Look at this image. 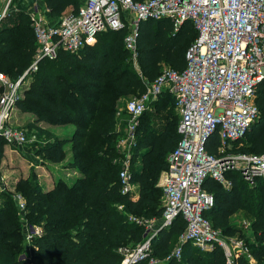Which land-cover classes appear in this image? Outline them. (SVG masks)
Listing matches in <instances>:
<instances>
[{
	"label": "trees",
	"instance_id": "16d2710c",
	"mask_svg": "<svg viewBox=\"0 0 264 264\" xmlns=\"http://www.w3.org/2000/svg\"><path fill=\"white\" fill-rule=\"evenodd\" d=\"M80 1L43 0V3L49 9V17L56 19L69 6L77 10ZM127 31V28L105 30L95 43L78 52L60 50L57 58L42 59L37 71L31 72L17 107L35 113L30 127L44 138L30 145L37 155L60 162L67 154L64 143L71 141V160L82 176L73 184L59 179L50 190L31 180L21 181L24 187L20 190L26 201L24 216L43 229L29 243L21 231V212L13 215L8 209L10 197L0 194V264L29 261L33 264H120L119 247H135L145 239V226L129 221L127 216L161 218L164 192L159 179L168 168V156L180 139L174 113L175 109L180 117L176 96L165 90L138 118L131 162L133 180L139 184L137 196L121 192L119 172L124 155L116 148L120 134L116 129L117 125L123 127V121L116 115L117 99L144 92L147 83L164 66L184 69L186 52L196 39L197 29L189 20L178 30L167 18L141 21L137 37L140 72L127 63L131 57L124 43ZM36 47L27 8L10 5L0 19V70L17 79L31 64ZM255 102L259 117L243 137L233 141L232 152L264 154V79L256 88ZM39 121L72 124L75 130L70 136L62 137L38 126ZM244 139L249 140L239 145ZM1 142L7 141L0 137V156L4 150ZM218 145L216 132L209 139L208 150L217 153ZM119 154L120 162L116 161ZM227 176L231 180L228 187L210 176L203 184L215 198L214 205L204 215L214 227L224 231L232 229L223 224L245 204L240 187L247 181L236 170L228 171ZM256 179L261 185V207L255 220L259 230L256 241L247 243L257 264H264V177ZM184 228L182 216L161 228L151 242V253L165 258ZM24 251L34 254L33 257L26 261L19 258ZM37 255L40 260H35ZM163 264L226 263L220 247L203 250L186 242L179 259L172 257ZM236 264L249 262L240 257Z\"/></svg>",
	"mask_w": 264,
	"mask_h": 264
},
{
	"label": "built area",
	"instance_id": "2783aa9c",
	"mask_svg": "<svg viewBox=\"0 0 264 264\" xmlns=\"http://www.w3.org/2000/svg\"><path fill=\"white\" fill-rule=\"evenodd\" d=\"M13 2L6 1L0 19ZM19 2L27 4L26 0ZM68 8L51 19L43 0L29 3L27 10L37 47L31 64L17 79L12 80L0 71V85L4 86L0 95V137L19 144L28 141L26 129L11 125L10 120L21 97V83L27 80L25 89L31 72L37 71L42 59H55L60 50L78 52L95 43L105 30L127 28L124 43L138 63L141 21L167 18L175 30L191 21L197 36L186 52V67L176 70L164 66L147 83L146 90L126 105L130 119L125 135L116 144L124 155L119 172L123 194L135 195L139 185L131 171L138 118L165 90L176 96L180 139L168 156L162 216L156 219L157 226L142 243L119 247L120 264H163L172 257L179 259L186 242L203 250L220 247L225 263L236 264L240 257L250 254V247L242 240H228L204 215L215 198L203 184L210 176L228 187L231 180L227 172L231 170L239 171L251 183L264 177V154L231 151L233 141L243 137L259 117L255 97L256 88L264 79V0H81L77 10L73 6ZM216 132L219 145L217 153H211L208 143ZM16 200L25 210V199L18 195ZM178 216L185 220V228L174 249L161 259L151 253V242L161 228L172 224ZM131 219L145 226L146 237L149 219L134 215ZM42 233V226L32 227L27 239L31 241L34 235Z\"/></svg>",
	"mask_w": 264,
	"mask_h": 264
},
{
	"label": "rangeland",
	"instance_id": "374dc122",
	"mask_svg": "<svg viewBox=\"0 0 264 264\" xmlns=\"http://www.w3.org/2000/svg\"><path fill=\"white\" fill-rule=\"evenodd\" d=\"M6 1L7 0H0V12L3 11ZM13 1L14 2L12 3V6H15V4L22 5V3L19 2V0H13ZM25 3H28V1L26 0ZM103 34L104 33H102L100 37L103 36ZM127 63L130 64V67L132 69L140 72V66L138 63L135 62L132 56L127 61ZM1 72L6 74L3 71ZM6 75L10 77L8 74ZM26 81L27 80L25 79L21 83L20 98L24 97L23 91ZM3 91H4V86L0 85V95L3 93ZM137 95L138 94H132L129 96H120L117 99L118 111L116 115L118 118H120V120L123 121V127L117 125V129H116L120 133L119 134L120 136L125 135L126 124L129 122L130 119V116L126 112L127 102L130 99L135 98ZM32 113L33 112L30 110L19 109L17 108L16 105L12 113L13 115L11 117L10 124L16 127H20L22 129H26L28 141L23 144L13 143L8 141L1 142V145L2 147H4V150L2 151V154L0 156V194H6L10 197L11 201L9 202V206H8L9 208L8 207L7 208L11 210L13 215H17V212L18 213L21 212L22 215V219L20 217L22 221L21 231L24 237L26 238V243L31 242L28 241L27 234L32 230V227L34 228L35 226H41V225H39L38 223L32 224L31 222H29L24 216L25 210L21 209L17 204L16 198L18 195L22 196L23 198L25 197L23 190H20L21 188L24 187V184L21 181L23 179L31 180V182L33 183L36 182L37 184L41 185L44 189L50 190L54 187L55 182L58 181L59 179L67 183L70 182L69 184H72L75 181L74 178L76 174H79L78 176L82 175V172L79 169H77L76 166H74V162L71 160V157L73 156V153H71L72 151L70 148L72 146L71 141L64 143V148L68 147L70 149H66L67 154L60 162H54L52 160L37 155L35 149L31 147L30 143L34 141H38V142L43 141L44 135L37 136L36 133L37 131L34 128L30 127V125L34 123V120H32L30 117ZM174 113H175V120L177 121L178 124L180 121V117L179 115H177L175 109H174ZM38 126H41L42 128L46 130H50L51 132L54 133L62 134V132H64L67 133L68 136H70V133L73 132V128H74V126L70 124L63 125L60 123H55L54 125H51L50 123H42L41 125L39 124ZM119 135L117 137V140L119 138ZM247 140L249 139H244L238 143L239 145H241L243 142H246ZM5 147L7 151H5ZM120 154L117 157L119 160H116L118 162H120L122 158ZM74 170H77L80 173H76V171ZM161 188L162 191L164 192L163 184H161ZM240 188H242V192L244 194L245 204L243 205V207H241L232 215V217L230 218L227 224H223L224 227L230 225L232 229H230V231H224L223 228L220 229L223 231L224 236H226L228 240L238 239V240H242L245 243L255 242L256 241L255 234L256 232H258L257 230H259V226L255 223V220L257 215L259 214V208L261 207L260 205L261 185L258 183L257 179H255L253 183L247 180L246 183L243 184L242 187ZM127 217L129 221H133L131 219V216H127ZM157 224H158V220L154 218L149 219L150 228L148 235L145 237L146 239L150 237L151 233L153 232ZM33 255L34 254L32 253H30L29 255L27 251H24L23 253H20L18 256H20L19 258L23 256L21 259L24 260L25 258L26 261L31 256L33 257ZM251 255L252 253L250 250V254H246V256H244V258L248 260L249 264L255 263L254 260L255 258L251 257ZM34 258L35 260H40L38 255L37 257ZM160 258L163 259L164 257H160ZM29 262H27V264Z\"/></svg>",
	"mask_w": 264,
	"mask_h": 264
},
{
	"label": "crops",
	"instance_id": "0c3cea01",
	"mask_svg": "<svg viewBox=\"0 0 264 264\" xmlns=\"http://www.w3.org/2000/svg\"><path fill=\"white\" fill-rule=\"evenodd\" d=\"M27 1H28V3L26 4L27 6H26V5H23V4H22V5H20V4H15V6H16L17 8H21V7H25V8L27 7V8H29V3H31L33 0H27ZM18 6H19V7H18ZM17 108H18V107H17ZM30 117H31L32 120H35V118H36L35 113H32ZM42 123H49V122H46V121H39V122H38V125H39V124L41 125ZM50 124H51V125H54V124H52V123H50ZM63 125H65V124H63ZM70 125H72V124H70ZM72 126H74V125H72ZM126 126H127V124H126ZM74 130H75V126H74V128H73V131H74ZM72 133H73V132H71L70 135H71ZM55 134H57V135H59V136H62V137L68 136L67 133H64V132H62L63 135L60 134V133H55ZM68 142H69V141H68ZM71 147H72V146H71ZM71 147H70V148H71ZM70 148L67 147V148H65V149H70ZM5 151H7V150H6V147H5ZM71 153H72V152H71ZM74 171H76V173H80V172H78L77 170H74ZM78 175H79V174H76V176H75V178H74L75 181H76L77 178H79V177L82 176V175H81V176H78ZM164 176H165V170L162 171L161 176H160V179H159V185H160V186H161V184H163V178H164ZM76 177H77V178H76ZM58 178H60V177H58ZM57 180H58V179H57ZM67 181H68V180H67ZM75 181H74V182H75ZM56 182H57V181H56ZM56 182H55V183H56ZM74 182H73V183H74ZM66 183H67V182H66ZM69 183H70V182H69ZM69 183H67V184H69ZM73 183H72V184H73ZM54 186H55V184H54ZM138 194H139V185L137 186L135 196H137ZM251 257L255 258L253 255H251ZM254 260H255V263H251V264H257V260H256V258H255Z\"/></svg>",
	"mask_w": 264,
	"mask_h": 264
}]
</instances>
